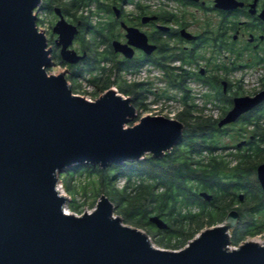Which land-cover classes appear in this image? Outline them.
<instances>
[{"label": "water", "instance_id": "1", "mask_svg": "<svg viewBox=\"0 0 264 264\" xmlns=\"http://www.w3.org/2000/svg\"><path fill=\"white\" fill-rule=\"evenodd\" d=\"M42 3L0 0V264H264V243L232 248L237 211L179 251L158 249L146 233L125 225L105 195L92 213H66L70 198L58 184L68 170L141 162L147 155L160 160L179 145L185 126L147 116L128 127L138 117L131 98L110 89L90 102L73 94L66 73L50 75L52 50L36 13ZM54 33L63 62L86 57L70 49L78 28L64 17ZM115 46L132 57L126 46ZM263 101L264 91L237 99L219 128ZM258 177L264 192V164ZM200 196L213 200L206 192ZM149 222L169 229L158 215Z\"/></svg>", "mask_w": 264, "mask_h": 264}, {"label": "flooded vegetation", "instance_id": "2", "mask_svg": "<svg viewBox=\"0 0 264 264\" xmlns=\"http://www.w3.org/2000/svg\"><path fill=\"white\" fill-rule=\"evenodd\" d=\"M86 3L76 17L68 16L58 6L51 13L56 20L50 31L52 58H61L62 47L57 45L60 36L54 33L61 16L78 28L70 49L79 56L86 55L74 65L61 59L69 77L73 76L71 70L87 60L88 50L78 39L83 23L90 21L86 33L89 38L96 33L100 54L96 71L100 73L119 64L122 80L126 75L145 72L148 79L143 86L155 96L150 99L152 104L173 103L182 112L183 91L172 87L171 82L186 76L189 105L203 117H208L203 112L209 107H221L220 116L209 117L219 123L233 110L237 99L255 98L264 91V0H86ZM115 44L126 46L123 48L132 57L117 51ZM154 82L164 83L163 94L152 90ZM220 129L225 137L240 140L236 145H225L226 151L234 150L233 158L238 152L262 151L264 101ZM263 164L264 160L258 162L252 178L255 177L264 194L258 177V167ZM238 199L240 204L245 203L246 193ZM232 211H237L241 218V209L235 207L228 214Z\"/></svg>", "mask_w": 264, "mask_h": 264}, {"label": "trees", "instance_id": "3", "mask_svg": "<svg viewBox=\"0 0 264 264\" xmlns=\"http://www.w3.org/2000/svg\"><path fill=\"white\" fill-rule=\"evenodd\" d=\"M42 4L44 10L49 13L53 12L54 6H58L68 16L76 17L87 3L86 0H43ZM90 25V21L83 23L78 39L82 47L88 50L87 60L81 67L73 69V76L70 78L73 81L74 77L86 78L99 92H106L118 86L123 94L132 99L137 111L142 108L147 110L146 104L143 103L146 89L141 83L122 80L121 74L118 73L122 70L119 69V64L108 70L103 69L100 73L96 71L100 56L98 38ZM87 26H90L89 30L95 34L92 39L87 36ZM55 60L65 65L60 57ZM185 84L186 76L180 79L177 77L171 82L172 87L181 89L184 94L185 106L176 116V120L185 126L183 139L162 159L147 157L138 163L114 164L106 168L79 165L61 176V182L64 181V187L75 196L78 192L72 187L75 176L85 173L89 178L98 177L102 190L99 197L105 195L116 205L124 223L137 228L147 226L157 230L149 219L152 216H160L169 226L168 230L161 232L162 242L172 251L186 247L205 226L211 228L222 224L228 212L236 207L234 203L238 196L246 193L245 205L252 204L253 207L240 211V221L231 234V245L239 246L248 238L264 235V222L257 220L259 214H264V194L258 185L255 190L252 183L257 164L264 159V148L260 152H238L234 158L230 154L229 157L235 160V164L231 166L225 157L217 154L224 148L220 145L221 137H225L224 130L219 128L217 120L195 113L193 106L188 103L189 95ZM73 88L79 91L75 85ZM261 138L264 139V132L261 133ZM122 178H125L126 182L120 190L118 182ZM202 192L212 195L213 200H204L200 196ZM81 207L74 197L69 209L82 213ZM193 207L198 208V212L193 211Z\"/></svg>", "mask_w": 264, "mask_h": 264}, {"label": "rangeland", "instance_id": "4", "mask_svg": "<svg viewBox=\"0 0 264 264\" xmlns=\"http://www.w3.org/2000/svg\"><path fill=\"white\" fill-rule=\"evenodd\" d=\"M36 13L38 15V28H39V30L46 34V37H47L48 43H49L48 47L50 49H54L53 48V44H52L53 41H52V36L50 35V31H51V27L56 23L55 17H53L54 15H52L48 11H45L42 5L36 10ZM53 63H54V66L52 68L48 69V73L50 75H59V74H62V73H66L67 81L72 86V88L75 85L76 88H78V90L82 91L80 93V92L76 91L73 88V94L74 95L83 97L85 99L91 98L93 101H96L103 94H105L107 92V91L106 92L97 91L95 86L93 84L89 83L86 78H76V77H74L75 80L73 81L69 77L70 75L67 74V68L65 67V65H62L58 60H55V59H53ZM71 71L74 72L73 70H71ZM129 75H131V74H129ZM129 75H126L125 78H123V80L127 81L128 83H141L143 85V84H145V82L148 79L145 76H143L142 78H138V76H133L134 74L132 76H129ZM86 76H88V75H86ZM150 78L153 79L152 77H149V79ZM143 87L146 88V92H145L146 94H144V97H143L145 99L144 100L145 102H143V103L146 104L147 110L144 109V108L138 110L137 111L138 117L131 124H129L128 127H133V126H135L137 124H140L141 119L144 118V117H147V116H164V117L173 116L174 117V116H177L180 113L179 106H176V105H172L171 106L172 103L165 104V102H164L162 105L160 103H158L159 107H157L158 106V105H156L157 103H154V105L152 103H150V99L151 98L155 99V96H152V94L148 92L146 86H143ZM152 87H153V89H152L153 91L158 90L160 94H163V92L166 89L164 83H162V82H158L156 85H155V82H154ZM112 89L113 90L116 89L115 91L117 92V94L122 96L124 99L129 97V96H126L125 94H123L119 90L120 88L118 86L112 87ZM84 92H87L89 95H87V94L85 95ZM221 113H222L221 107H217V108H215V107L210 108L209 107L205 112H203V114L205 116H208V117H211V116L212 117H218V115L220 116ZM238 141H240V140H232V139H229L227 137H221V139H220V145H221V147L223 146L224 148H222L217 154L220 157L221 156L225 157L227 159L228 163H230L231 166H233L235 164V160L232 157H229V155L232 154L234 150H230L232 152H230L228 150L226 151L225 145L226 144H231V146L232 145H236ZM147 157H152V155H147ZM128 163H138V162H128ZM74 169L75 168L73 167L72 169L68 170L67 173L70 172V171H73ZM125 182H126L125 178L120 179L119 182H118V189L121 190L125 186ZM252 183H253V186L255 185L254 188L256 190L258 184H257V181L255 180V177L252 178ZM62 184H63V187H64L65 182L63 181ZM72 187H75V190L78 191L77 194H75V196L73 195V193L69 192L64 187V192L66 193V196L70 198V202H69V204L67 206V209L70 211V213L74 214V215H82L85 212L90 213V212L94 211L95 208L97 207L98 203L101 201V197H99V195L101 194L100 192L102 190L100 189L101 187H100V184H99L98 177H90L89 178L87 176V174H85V173L78 174L74 178V182L72 183ZM74 197L76 199L77 204L82 206L81 207L82 213L73 212L72 210L69 209V205H71V202H72ZM234 204H235V206L237 208H239V209H241L243 211H245L246 208L249 209V208L253 207L252 204L245 205L246 202L243 203V204L242 203L240 204L238 199L235 201ZM242 205H243V207H241ZM192 210L195 211V212H198V208H196V207L195 208L193 207ZM114 216L120 217L122 219V221H123L122 216L118 213V209H117L116 205H114ZM257 220L259 222H264V214H259L257 216ZM124 224L127 225V226H130V227H133V228H137V227H135L133 225H130V224H127V223H124ZM218 225H220V224H218ZM208 228H209V226H205L195 236V238L198 235H200L204 230H206ZM137 229H139L142 232L146 233L149 236L152 244L156 248L162 249V250H170V249H167L166 243L162 242V238H161L162 237V233H161L162 231L161 230H158V229L157 230L156 229L152 230V229L148 228L147 226L146 227H142V228H137ZM188 229H189V227H188ZM230 234H232V232ZM252 240H256L257 243L263 244L264 243V235H259V236L253 237V238H248L245 241H252ZM173 242H175V240H173ZM237 247L238 246L232 245V248H237Z\"/></svg>", "mask_w": 264, "mask_h": 264}, {"label": "built area", "instance_id": "5", "mask_svg": "<svg viewBox=\"0 0 264 264\" xmlns=\"http://www.w3.org/2000/svg\"><path fill=\"white\" fill-rule=\"evenodd\" d=\"M133 74H131V75H129V76H132ZM133 76H138V78H142L143 76H145L146 78H148L147 77V74H145V72H141V73H139V74H134ZM144 79V78H143ZM116 90V89H115ZM78 92H82V91H78ZM84 94L86 95H89L87 92H84ZM77 96V95H76ZM87 97V96H86ZM86 100H88V101H90V102H94L91 98H89V99H86ZM96 100V99H95ZM154 105V104H153ZM162 105V104H161ZM172 105H174L173 103H172ZM157 107H159V105L157 106ZM167 118H170V119H172V120H174V119H176L177 117L176 116H170V117H167ZM58 189H59V191L62 193V194H66L65 192H64V187H63V184H62V182H60L59 184H58ZM66 211V213L67 214H71L70 213V211L68 210V209H66L65 210ZM93 212V211H92ZM92 212H90V213H92ZM76 216H80V215H76Z\"/></svg>", "mask_w": 264, "mask_h": 264}, {"label": "bare ground", "instance_id": "6", "mask_svg": "<svg viewBox=\"0 0 264 264\" xmlns=\"http://www.w3.org/2000/svg\"><path fill=\"white\" fill-rule=\"evenodd\" d=\"M64 195H66V194H64ZM251 242L257 243L256 240H252Z\"/></svg>", "mask_w": 264, "mask_h": 264}]
</instances>
